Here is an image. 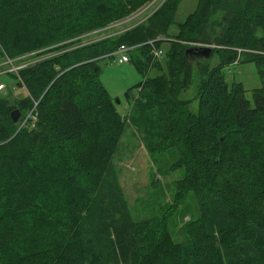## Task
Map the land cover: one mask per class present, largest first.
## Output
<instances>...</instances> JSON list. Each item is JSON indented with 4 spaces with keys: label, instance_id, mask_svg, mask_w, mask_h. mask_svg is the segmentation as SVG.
Wrapping results in <instances>:
<instances>
[{
    "label": "trees",
    "instance_id": "trees-1",
    "mask_svg": "<svg viewBox=\"0 0 264 264\" xmlns=\"http://www.w3.org/2000/svg\"><path fill=\"white\" fill-rule=\"evenodd\" d=\"M152 1L0 0V64L41 59L0 77L16 83L0 97V264H264V88L251 102L224 73L252 62L264 84V0H198L182 23V0H165L131 29L85 43ZM150 42L167 45L163 62ZM191 44L215 48L195 59ZM122 45L144 76L135 105L162 113L155 152L177 151L178 194L198 208L186 241L159 218L135 220L113 169L126 121L98 63ZM193 86L195 111L182 99ZM34 108L19 131L12 112L24 121Z\"/></svg>",
    "mask_w": 264,
    "mask_h": 264
},
{
    "label": "rangeland",
    "instance_id": "rangeland-1",
    "mask_svg": "<svg viewBox=\"0 0 264 264\" xmlns=\"http://www.w3.org/2000/svg\"><path fill=\"white\" fill-rule=\"evenodd\" d=\"M162 1L159 0L155 9ZM197 2L198 0H182L176 13V22H184L195 11ZM135 22H131L130 25ZM120 31H122L121 28L110 30L107 33L101 31L95 34L96 36L85 39V43ZM171 31L175 32L176 26ZM166 46H163L164 50ZM119 58L120 56L112 59L105 58L98 63L101 69L100 81L126 121L125 132L115 155L113 169L135 220L159 218L167 224L176 242L186 241L187 228L198 217V208L191 195L184 198L178 194L176 183L183 178L184 170L173 171L171 169L172 165L177 162V151L171 149L165 153L155 152L157 145L165 136L162 113L160 114L156 109L144 107L145 104L139 108L135 105V98L139 97L135 86L144 80V76L136 70L132 63L118 64ZM217 59L218 56L215 54L210 60V65L214 66ZM9 69V67H0V71ZM224 73L230 87L233 84H242L246 90V97L251 102L252 92L264 88L255 63L235 64L224 69ZM156 74L152 70L149 76ZM1 81L5 87L8 84L10 88L15 87L16 84L15 80L10 77H3ZM130 90H133L134 98L127 100L126 93ZM195 93L196 87L193 86L182 95L183 100L192 102L190 105L192 111L197 109ZM6 94L7 90L2 91L0 97ZM13 95L17 99L27 96L22 88L15 90Z\"/></svg>",
    "mask_w": 264,
    "mask_h": 264
},
{
    "label": "built area",
    "instance_id": "built-area-1",
    "mask_svg": "<svg viewBox=\"0 0 264 264\" xmlns=\"http://www.w3.org/2000/svg\"><path fill=\"white\" fill-rule=\"evenodd\" d=\"M165 0L162 1V3L155 9V6L158 4L159 0H153L151 3H149L148 5H146L145 7H143L142 9H140L138 12H136L134 15H132L130 18L115 23L114 25H111L109 28H107L106 30H104V33H107L110 30H118V29H122V31L115 33V34H121L124 31L131 29L133 26H136L137 24L143 22L144 20H146L149 16H151L164 2ZM137 21V22H135ZM131 22H135L133 23V25H130ZM129 25V26H127ZM127 27V28H125ZM96 33L88 35L87 37H85L84 39L90 38L95 36ZM115 34H108L106 36H102L101 38L104 37H108V36H112ZM99 38V39H101ZM97 39V40H99ZM96 41V40H95ZM149 45L152 47V60L153 62H163L164 57H165V50L163 48H157L154 46L153 42H150ZM191 47H201V48H215L214 46H206V45H198V44H191ZM134 50V47H127L122 45L116 52L112 53L111 55H109L107 58H114L116 56H120V58L118 59V64H124V63H129L130 62V53ZM40 53H30V54H26L23 56H20L16 59H6V61L4 63L0 64V67H9V70H3L0 71V77L7 74V73H14L16 75H19V71L30 67L34 64H36V62H38L40 59L39 57ZM19 80L21 81V79L19 78ZM7 88L5 87L4 84L0 83V92L5 91ZM37 106V103H35V108ZM35 108L33 109V111H31L26 119L24 121H20L19 123L20 128L19 131L24 128L25 126H27V124L31 121L33 122V125L35 123L36 119V114H35ZM21 120V119H20Z\"/></svg>",
    "mask_w": 264,
    "mask_h": 264
},
{
    "label": "water",
    "instance_id": "water-1",
    "mask_svg": "<svg viewBox=\"0 0 264 264\" xmlns=\"http://www.w3.org/2000/svg\"><path fill=\"white\" fill-rule=\"evenodd\" d=\"M213 53V48H201V47H193L186 51V56L191 55L197 59L207 60ZM12 120L15 124H18L21 119V113L19 110H15L11 114ZM19 132V131H18Z\"/></svg>",
    "mask_w": 264,
    "mask_h": 264
}]
</instances>
